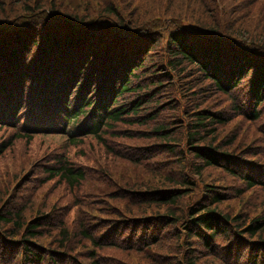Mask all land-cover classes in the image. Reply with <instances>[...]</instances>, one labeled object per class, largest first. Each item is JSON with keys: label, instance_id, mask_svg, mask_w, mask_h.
<instances>
[{"label": "trees", "instance_id": "1", "mask_svg": "<svg viewBox=\"0 0 264 264\" xmlns=\"http://www.w3.org/2000/svg\"><path fill=\"white\" fill-rule=\"evenodd\" d=\"M196 1L205 7L204 0ZM126 4V0H0V187L7 188L4 194L9 188L6 178L18 179L0 209V264H65L63 259L118 264L112 251L118 258L117 253L142 249L139 235L123 225L125 220L131 224L128 211H118L117 218L99 219L89 211L121 194L122 188L108 190L110 170L119 161L142 167L151 160L156 148L141 139L150 140L155 133L161 140H171L169 127L159 123L164 106L175 99L161 96L166 92L164 83H172L163 67L177 70L186 79L194 67L197 73L190 76L185 91L196 96L202 92L200 97L205 98L206 86L208 97L227 98L230 106V110L193 111L195 122L185 135L187 149L182 152L200 160L194 165V176L207 167H222L238 181L237 189L232 188L237 195L248 190L251 197L258 196L255 201L264 202V157L250 150L264 147L253 143L264 139V40L253 31L247 32L248 38L241 37L246 31L226 20L222 9L199 14L206 19H193L187 10L173 11L180 15L174 20L161 11L160 0H148L141 21L143 17L131 16ZM235 9L236 13L230 10L234 19L252 18L256 11L264 13V0H240ZM152 36L158 42L164 39L167 53L163 65L149 72L145 61L150 60ZM235 119L259 124L255 132L245 135L249 138L241 150L233 153L226 149L233 142L231 135L228 132V139L219 141L217 129ZM39 135L45 139L43 150L53 153L42 154V166L36 168L34 157L23 156ZM138 135L141 139L135 144ZM58 137L65 140L58 144L62 150L54 151L57 144L49 142ZM17 144L21 153L14 151ZM70 149H76L73 158L66 153ZM56 181L66 183L72 199L60 210L51 206L25 220L24 212H32L34 197ZM181 184L187 189L197 186L189 179ZM203 193V198L211 193V204L198 198L180 220L186 238L194 241L191 249L205 255L208 264H264V207L255 206L249 212L252 216L237 219L218 208L223 193L208 188ZM159 195L154 205L168 206L182 196L169 191ZM144 197L140 202L147 200ZM168 213L164 217L173 218V212ZM141 220L153 223L154 219ZM50 230L56 232L53 240L43 238ZM74 240L82 243V250L68 247ZM52 241L56 248L51 247ZM3 246L11 249L7 256L2 255Z\"/></svg>", "mask_w": 264, "mask_h": 264}, {"label": "rangeland", "instance_id": "2", "mask_svg": "<svg viewBox=\"0 0 264 264\" xmlns=\"http://www.w3.org/2000/svg\"><path fill=\"white\" fill-rule=\"evenodd\" d=\"M129 1H131V3H129ZM160 1L163 3V10L161 11H164L167 15L173 16L172 18L174 20L176 19L175 16H180L177 14L180 13V10H187L189 15H194L193 19H206L200 17L199 14H202L203 11L215 12V8L222 9L226 20H228L232 25H235L234 23H236L237 25L235 26L246 31L244 32L245 36L241 37L248 38L249 36H246L247 32L253 31L256 36H259L264 40V13L256 11L252 14V18L248 17L241 20L234 19L232 15L233 12L230 10H233L234 13H236L235 8L240 3V0H204V8L198 4L199 2L196 0H191L188 3L181 2V0ZM126 3V7L127 9L129 8L131 16L136 20L143 17L141 21H144V16H146V13L144 14V12L148 7V0H126ZM173 11H177V13L172 14ZM181 16L186 15L184 14ZM186 18L190 19V16H186ZM167 20L171 22V18L168 17ZM208 25H210L209 22ZM151 39L152 45L150 47V60L145 61V64L148 66L147 71L149 72H152V68L155 67V70L157 71V68L163 65L164 56L165 53H167V48L165 49L163 47L164 39L161 42H158L154 36H152ZM185 65L187 64H183L182 66ZM190 68H192L189 73L190 76L197 73L194 67ZM162 72H165L164 74L168 76L167 80L172 83H164L162 89L166 90V92L161 96H167L170 98L174 97L176 99V101L174 99L164 106V111L161 113L159 119V123L169 127L168 133L170 134L171 140H161L155 133H151L153 137L150 138V140L149 138L141 139V136L138 135L139 138L136 139L135 144L139 139H141L144 144H152L148 146L156 148L155 151L152 152L153 157L150 161L144 163V166L142 167H139L136 164L127 163L125 160L119 161V163L115 165V168L110 170L112 180L108 190H115L117 192L119 191L118 189L122 188L121 194L113 196L114 200H110V202L102 200L101 204L95 208L97 211L92 212L90 210L89 214L97 219L100 217L117 218L118 211H128L126 213L127 216L135 218L133 220L132 218L130 219L131 224L129 220H125L123 225L128 229L130 226V229L134 230V232L139 235V242L142 249L140 251L128 250L125 251V253H117L118 258L112 251L111 254L115 257L114 262H117L118 264H180L188 260L194 261L195 264H208L210 261H208L207 257H202L205 255L201 256L197 253V251L191 249L193 248L192 243L194 241L186 238L184 227L182 226V222H180L181 216L184 215L185 217L187 214L185 212L186 209L192 206L198 198H200V202L202 201L204 204H211L209 200L211 193L208 194L209 196H205L203 198L204 189H214L223 193L225 198L223 202L217 205L218 208L227 215L234 216L237 219L239 217L242 219L252 216L249 212L257 209L255 206L258 208L264 207V202H261V199H257V201H255L253 198H258V196L251 197L250 191L248 190L240 193V195H237L233 189H237L238 181L226 173L222 167H207L203 169L200 176H194V165H199L200 160L194 158L187 151L184 153L182 152L186 147V142H188V137L185 135L191 129V124L195 122L193 120L195 116L193 111L197 108H206L212 110L213 112L216 110H222L223 108L225 110H230V106L227 104V98L222 101L218 99V97L212 96L211 94V97H208L209 88L206 86L203 87V90H206L205 98L200 97L202 92L198 91V95L196 96L195 92L185 91L188 86L186 82L190 76L186 79L184 74L180 76L177 70L169 71L166 67H163ZM183 92L184 95H182ZM195 99L196 101H193ZM211 99H217L218 102H214ZM258 124V121L257 123H249L248 121L235 119L231 121L229 125L218 128L217 137L219 141H222L223 138L228 139L227 137L231 135L230 138L232 137L233 142L231 143V147H227L226 149L236 153L241 150L245 141L248 140L249 137H245V135H250L255 132ZM138 130L143 131V129ZM243 131H245V133H242ZM255 134L256 136L258 135L257 132ZM64 140L65 138L61 139L58 137L54 138V141L51 142L50 139L49 144H57L52 150L61 151L62 148H60L58 144H62ZM44 141L45 139L41 135L36 136V143H32L30 151L26 156H23V158L26 157L31 160L35 158L36 160L33 161V165L36 168L41 165L39 164L40 160L44 159V157L42 158L41 156L42 154L53 153L51 150H43ZM207 142L212 144L209 140H207ZM253 143H258L261 144V146H264V139L258 138ZM250 150H254L256 153H261L264 157V147L251 148ZM14 151L16 153L22 152L19 144L16 145ZM66 153L70 158H73L76 155V149H70L69 152ZM15 178L16 177L6 178V185L9 186L6 194H4V192L7 188L3 189L0 187V209L4 207L6 201L10 198L11 191L18 180ZM182 179H189L196 182L197 186L187 189L182 186ZM65 184L66 183H63L62 181H56L49 188L43 187L45 189L40 191L41 193H38L32 201V212L28 211V209L24 212V219L30 221L33 219L32 216H35V213L38 215L48 211L51 209V206L56 208L59 207L60 210L61 204H65L68 200L72 199L70 190ZM47 189L49 190V193H47ZM124 190L130 191V193ZM165 191L182 196L178 200L175 199L173 202H170L171 204L168 206L154 205L152 203L153 201H156L154 198L159 197V194L164 193ZM122 193L125 194V197H120ZM143 194H145L144 198L147 200L140 202ZM130 197L133 198L131 201ZM164 197H166V195H164ZM109 205L112 206L110 209L108 208ZM27 207H29V201L27 202ZM36 208L38 211L35 212ZM169 210L173 212V218L171 219L164 217V215L169 214ZM56 212H58V210H55V213ZM142 217L154 219L152 220L153 223L141 220ZM105 222L108 223V219L104 222L102 221V224ZM55 233L56 232H52L50 230V232H48L43 238L53 240ZM153 236H155L156 239H153ZM107 238L110 237L108 236ZM50 245L52 248H56L57 246V244L53 243V241ZM68 247L82 250V243H77V241L74 240L68 245ZM10 251L11 249L9 246L2 247V255L7 256ZM71 256L78 258L77 255ZM107 259L111 261L114 260L109 256ZM62 261L65 264H76L74 259H63Z\"/></svg>", "mask_w": 264, "mask_h": 264}, {"label": "bare ground", "instance_id": "3", "mask_svg": "<svg viewBox=\"0 0 264 264\" xmlns=\"http://www.w3.org/2000/svg\"><path fill=\"white\" fill-rule=\"evenodd\" d=\"M1 37V36H0Z\"/></svg>", "mask_w": 264, "mask_h": 264}]
</instances>
